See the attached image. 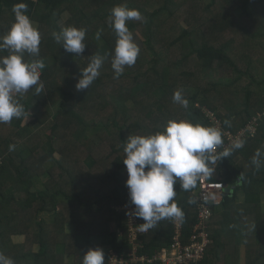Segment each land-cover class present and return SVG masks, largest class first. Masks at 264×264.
<instances>
[{
	"label": "trees",
	"instance_id": "16d2710c",
	"mask_svg": "<svg viewBox=\"0 0 264 264\" xmlns=\"http://www.w3.org/2000/svg\"><path fill=\"white\" fill-rule=\"evenodd\" d=\"M148 1L0 0V36L15 20L13 5L26 3L31 22L39 23L40 45L38 56L26 53L24 59H43L45 63L40 78L44 92L36 96L30 89L17 96L32 119L6 123L12 127L9 134L2 129L5 123H0V253L14 264H82L83 254L94 247L104 250V264H108L110 250L128 259L132 245L125 234L121 242L116 235L117 229L126 232L125 212L115 208L131 204L128 174L121 172L128 136L163 131L170 119L212 126L205 110L214 112L223 129L236 132L263 109L264 22L254 32L241 23V15L254 13L255 0H234L240 16L232 18L222 12L225 5L220 0H208L203 9L217 13L220 23L214 24L210 16L202 26L172 22L183 3L189 2L193 8L195 0ZM153 2L157 7L150 11ZM117 5L138 9L144 17L127 23L132 33L140 29L142 37H134L140 51L135 64L126 66L119 78L111 66L116 34L108 23ZM61 25L86 29L81 56L66 52L55 42L52 33ZM233 25L238 30L231 33ZM226 27L230 31L227 41L216 43L219 39L213 31ZM97 32L106 50L101 49ZM237 41L241 50L235 49ZM93 55L104 57L100 75L88 91H77L81 69ZM191 60L195 68H189ZM223 65L227 66L226 76L215 79L214 71ZM198 66L202 73L196 70ZM196 72L203 83L189 84ZM177 90L189 101L187 109L173 101ZM57 102L58 111L51 112ZM93 134H106L109 139V149L101 160L93 154ZM243 141L242 148L210 166L215 171L208 178L222 181L228 190L207 223L210 241L200 264H241L242 248L244 264H264V155L259 168L252 163L257 149L264 153V119L256 133ZM9 145H15V150L9 151ZM197 186L198 181L185 191L178 183L174 185V201L184 212L180 238L184 244L196 223L195 204L189 200L194 201ZM78 234L84 235L82 244L74 242ZM173 236V219L161 220L155 228L138 234L136 254L152 258L170 246ZM70 255L72 262L67 259Z\"/></svg>",
	"mask_w": 264,
	"mask_h": 264
},
{
	"label": "clouds",
	"instance_id": "9594fccd",
	"mask_svg": "<svg viewBox=\"0 0 264 264\" xmlns=\"http://www.w3.org/2000/svg\"><path fill=\"white\" fill-rule=\"evenodd\" d=\"M24 2L13 5L14 22L5 34L0 36V123H10L13 119L23 118L26 123L30 112L19 102L30 89L39 96L44 92L41 75L45 68L43 59L26 60L27 53L39 55L40 34L31 22ZM67 16V13H65ZM144 17L138 9L126 5L114 6L109 17V25L116 34V43L112 53L111 66L115 77L123 73L124 68L135 64L139 55V46L129 30L127 22L143 21ZM55 42L68 53L81 56L85 50L86 29L71 25H61L58 32H53ZM96 38H100L97 32ZM104 57L93 55L75 85L77 91H85L100 75ZM173 101L187 109L189 101L180 90L173 93ZM222 131L218 127L194 124L188 120L170 119L163 131L149 135H129L124 146L128 178L129 199L132 210L128 215L140 218L139 231L147 232L165 219L183 220L184 212L175 203L176 189L174 185L188 191L193 189L198 179L208 176L217 161L228 158L236 149L244 146V141L235 139L230 147L217 151L224 143ZM15 145H9L14 151ZM259 149L255 152L252 163L261 166ZM189 200V203H193ZM256 224L252 225L255 230ZM105 254L100 247L89 248L82 258V264H104ZM0 264H14L13 260L0 253Z\"/></svg>",
	"mask_w": 264,
	"mask_h": 264
},
{
	"label": "built area",
	"instance_id": "2783aa9c",
	"mask_svg": "<svg viewBox=\"0 0 264 264\" xmlns=\"http://www.w3.org/2000/svg\"><path fill=\"white\" fill-rule=\"evenodd\" d=\"M204 112L212 123V126L218 127L222 131V139L224 143L217 149L218 152L223 151L224 148L230 147L235 139L244 140L253 136L256 133L259 121L264 119L263 107V109L253 115L242 128L236 132H231L221 127V123L214 112L210 110H205ZM227 190V187L222 181H214L210 180L208 176H202L198 180V186L194 195L196 223L193 226L188 242L184 244L180 239L182 229L181 220L173 219L174 236L170 246L161 248L152 256V258L144 255L138 256L136 254L135 240L138 234H141L142 232L139 231L141 224L140 218L128 215L132 210L133 205L127 204L115 207L118 212L124 211L126 218V232L117 229V233L120 231L121 237L125 234V237L129 244L132 245V248L127 251L128 259H125L124 256H119L115 251L110 250L108 264H124L136 260L146 261L148 263L157 260L159 264H200L210 241L207 223L212 217L215 208L221 204L223 196Z\"/></svg>",
	"mask_w": 264,
	"mask_h": 264
},
{
	"label": "rangeland",
	"instance_id": "374dc122",
	"mask_svg": "<svg viewBox=\"0 0 264 264\" xmlns=\"http://www.w3.org/2000/svg\"><path fill=\"white\" fill-rule=\"evenodd\" d=\"M143 1L149 3L148 0H143ZM195 1H196V3H195L194 6H196V7H193V8H192V6H191V4L189 2L183 3V5H181L180 11H178L176 13V16L174 18H172V22H175L176 23V21H178V23H181V24H184V25L196 23V24H199V25L202 26L203 24H205L207 22V20L209 18H211L210 16H213L212 18H214V21H215L214 24L220 23V17L219 16L218 17H215V16H217V13H214L212 11H207V10L203 9V6H205V4L208 2V0H195ZM233 1L234 0H227V1L226 0H220V2L225 5V8H224V10L222 12L226 16H228L230 18L235 17V16H237V17L240 16V10L235 7L234 4H236V3H234ZM255 1L257 3L254 4V13L252 14V16H243V15H241V17H242L241 23L243 22V24H245L246 26L250 27V32L256 31L257 27L259 25H263L262 22H264V0H255ZM154 7H157V4L155 2L151 3L148 6V8L150 9V11L153 10ZM218 14H219V12H218ZM4 22H6V21H4ZM211 22H213V20ZM32 23L36 27V29L38 30V27H39L38 21L33 20ZM2 25L3 24L0 23V27ZM233 27H235V28H233ZM206 28H208V26H206ZM230 28H231V30L232 29L238 30V25L237 26L236 25H233ZM234 30H232L231 33H233ZM228 33H230V31L226 27L224 30H222V29L220 30L219 28H217L215 31H213L212 34H215V36L217 37V39H219L216 42V43H219V41H224V42L227 41ZM136 36L137 37H140V38L142 37L141 34H140V29H138V28L133 33V37H136ZM262 39L264 40V36H263ZM238 42L239 41H237L236 44H235L236 45L235 49L236 48L239 49V47H237L238 46L237 45ZM98 43L100 44L101 49H103L102 48V46H103L102 45V38H99L98 39ZM263 44H264V42H263ZM107 49H108V47H107ZM103 50H106V48L104 47ZM239 50H241V49H239ZM242 54H245V53L243 52ZM249 60H250V58L249 59H245L243 61V63L241 64V66L243 67V65L245 63H247ZM194 65H195V62L194 61H192V60L189 61V68H195ZM197 69L200 71V73L203 72V70L201 69V67L199 68V66H198L196 68V70ZM225 71H227V66L226 65H223V68L221 67L220 69L217 70V72H216V70L214 71V78L216 79L217 77L220 76V74L223 75V76H226L225 74H223V72H225ZM200 73L199 72H196L195 77L191 80V82L189 84H191L192 82H195L196 84L197 83L198 84H202L203 83V80L202 79L200 80V76H201ZM206 82H208V81H206ZM227 95H229V94H227ZM222 96H225V95H222ZM217 102H220L221 103V102H224V100H217ZM224 103H226V102H224ZM58 106H60L59 105V102H57L55 105H53V107H51V109H50L51 112H53V111L54 112H57L58 109H59ZM30 119H32V117H29L28 120H27V122L30 121ZM23 123H25V122L23 121ZM2 129H4V131H6L7 134H9L10 131H11V129H12V127L6 125V123H5V128H2ZM46 132H49V130L47 129ZM102 133H103V131L101 130L100 131V134H102ZM137 134L138 135H142L143 133H141L139 131ZM91 137H93V140H94L93 141V144H91L92 145V149H93L94 157L97 158V159H99V160H101V158H103L102 155L105 154L106 151H108V149H109V145H108L109 144L108 143L109 142V139L106 136V134L99 135V136H96V134H93ZM34 142H36V141L34 140ZM32 144H33V142H29V145H32ZM60 161L63 163L64 158H61ZM121 172L124 173V174L127 173L126 166H124L121 169ZM118 206H120V205H118ZM113 226H114V224H112L110 226L111 229L114 228ZM71 231H72V228L70 227L68 233H70ZM78 235H80L81 238H79V236H75L74 242L76 244H79V242H80V244H82V242L84 241V235L83 234H78ZM116 235H117L118 242H121L122 241V237L120 235V231H118V233H116ZM80 240H82V241H80Z\"/></svg>",
	"mask_w": 264,
	"mask_h": 264
},
{
	"label": "crops",
	"instance_id": "0c3cea01",
	"mask_svg": "<svg viewBox=\"0 0 264 264\" xmlns=\"http://www.w3.org/2000/svg\"><path fill=\"white\" fill-rule=\"evenodd\" d=\"M42 185L40 184V187H41ZM261 201H263L264 202V193H262L261 194ZM77 236H79V238H81V236L80 235H77ZM19 237V236H18ZM18 237H15V239H16V241H21L22 240V237L21 238H18ZM80 241H82V240H80ZM80 243V242H79ZM58 249L59 250H61L60 248H62L63 246H60V244L58 245ZM35 249L37 248V247H34ZM67 259L68 260H70V262H72L73 261V258H71V255L69 256V257H67ZM245 258H244V248H242V250H241V264H244L245 262Z\"/></svg>",
	"mask_w": 264,
	"mask_h": 264
}]
</instances>
